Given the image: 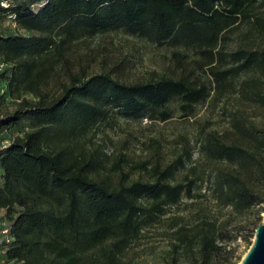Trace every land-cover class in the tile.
I'll list each match as a JSON object with an SVG mask.
<instances>
[{"label": "trees", "instance_id": "trees-1", "mask_svg": "<svg viewBox=\"0 0 264 264\" xmlns=\"http://www.w3.org/2000/svg\"><path fill=\"white\" fill-rule=\"evenodd\" d=\"M37 1L47 3L35 12L31 5ZM259 1H15L11 9L26 32L0 28V62L5 63L0 81L8 82L6 94L17 104L0 116V128H19L0 160V207L7 210L15 237L11 258L23 264H132L126 251L148 222L184 194L194 197L192 186L200 179L208 192L195 189V197L230 212L222 216L201 208L195 224L176 217L166 264H234L229 244L244 232L250 233L249 241L262 220L264 120L239 109L230 117V129L208 132L194 179L186 174L174 181L177 163L185 165L182 156L162 166L121 152L110 162L105 143L96 136L113 115L167 120L173 117L169 103L179 98L182 114L189 117L212 85L186 74L130 83L109 72L88 75L73 71L66 52L80 39L119 29L157 46L191 49L199 55L197 67L210 73L221 93L247 73L241 95L254 99L264 113V46L226 50L229 32L241 21L251 22L264 36ZM172 54L179 65L189 56L176 48ZM229 60L231 65L223 64ZM61 61L68 76L52 92L44 86ZM125 166L150 177L131 179ZM240 216L247 220L237 222ZM183 252L188 261L181 262Z\"/></svg>", "mask_w": 264, "mask_h": 264}, {"label": "rangeland", "instance_id": "rangeland-1", "mask_svg": "<svg viewBox=\"0 0 264 264\" xmlns=\"http://www.w3.org/2000/svg\"><path fill=\"white\" fill-rule=\"evenodd\" d=\"M258 6L259 10L264 12V0H260ZM0 28L5 32L20 31L12 28L3 18L0 19ZM229 37L231 38L226 42V50L229 52L240 47L251 49L264 46V36L254 29L251 22L241 21L235 25L229 32ZM175 48L189 53L182 65H179L178 58L172 54ZM175 48L167 45L157 46L145 38L119 29L99 32L95 36L78 40L67 50L66 57L70 60L69 65L73 71H86L88 75L109 72L126 83L145 81L161 75L180 77L186 74L190 79H198L200 82L204 81L212 85L207 99L195 104L192 116L182 114V100L176 98L169 103L173 117L167 120L161 121L150 117L136 119L113 115L110 122L102 124L98 130L96 140L105 143V150L111 157L110 162H113L121 152L127 153L133 160L149 158L153 160V163L160 162L162 166L175 164L182 156L185 165L177 163L174 174V181H179L184 179L186 174L194 179L195 173L201 170L202 143L208 132L218 131L223 134L230 129V117L239 109L258 122L264 120V113L257 107L254 99L241 95L242 81L248 77L247 73H242L241 76L233 79L221 93L217 85L212 83L210 73L197 67L194 62V59L199 57L197 53L184 47ZM223 64L231 65L232 62L229 60ZM67 76L66 62L61 61L55 76L44 88L52 92L58 90L60 83ZM7 84V81H0V116L10 114L17 108L16 100L6 94ZM26 126L28 124L25 123L22 127ZM18 129L12 125L10 128L4 127L1 130L5 138H12L17 135ZM193 166H196L194 171ZM125 170L131 179L150 177L149 174L137 168L130 169L125 166ZM192 189L194 197L184 194L177 205L169 207L164 215L148 222L139 237L126 251V257L131 259L132 264L167 263L174 240L172 231L176 217L183 216V221L195 224L197 223L196 211L201 208L206 207L209 213L220 212L222 216L230 212L229 207L220 211L211 200L205 197L202 199L195 197V189L208 192L205 182L199 179L198 186L194 189L193 184ZM256 209L250 214L251 218H254ZM261 218V223H263L264 210ZM245 220H247L245 217L240 216L237 222ZM255 232L249 241L247 237L250 233L244 232L229 244V248L233 249L230 257L232 263L239 264L242 260L255 240ZM188 260V254L183 252L181 262Z\"/></svg>", "mask_w": 264, "mask_h": 264}, {"label": "built area", "instance_id": "built-area-1", "mask_svg": "<svg viewBox=\"0 0 264 264\" xmlns=\"http://www.w3.org/2000/svg\"><path fill=\"white\" fill-rule=\"evenodd\" d=\"M16 0H0V19L6 20L12 28L18 29L20 31L24 30L19 27L18 14L15 13L11 7L15 5ZM47 1H37L32 3V10L37 12L38 9L44 6ZM19 31V32H20ZM5 66L4 62H0V70ZM12 138H5L2 134L0 128V160L2 152L7 148L11 142ZM2 173V167L0 165V176ZM7 210L3 207H0V264H23V260L17 258H11L8 255L9 250L12 248L14 243V234H13V223L8 218Z\"/></svg>", "mask_w": 264, "mask_h": 264}, {"label": "water", "instance_id": "water-1", "mask_svg": "<svg viewBox=\"0 0 264 264\" xmlns=\"http://www.w3.org/2000/svg\"><path fill=\"white\" fill-rule=\"evenodd\" d=\"M255 233L254 242L239 264H264V222L257 226Z\"/></svg>", "mask_w": 264, "mask_h": 264}]
</instances>
